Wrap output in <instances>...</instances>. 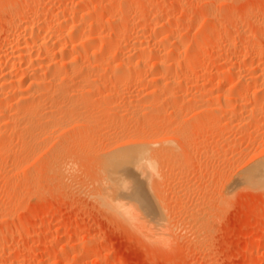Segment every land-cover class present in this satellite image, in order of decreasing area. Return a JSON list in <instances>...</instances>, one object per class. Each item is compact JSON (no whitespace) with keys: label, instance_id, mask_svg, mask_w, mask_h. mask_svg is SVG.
Wrapping results in <instances>:
<instances>
[{"label":"rangeland","instance_id":"rangeland-1","mask_svg":"<svg viewBox=\"0 0 264 264\" xmlns=\"http://www.w3.org/2000/svg\"><path fill=\"white\" fill-rule=\"evenodd\" d=\"M38 1H41L39 8L43 9H41V16L45 15L46 9H50L54 16L61 15L66 7V10L71 9L72 6L74 8L79 5V1L84 4L90 2L89 4L91 5L87 3L89 8L94 7L97 1L99 2V0H0V27L6 24V22L18 20L27 11V7L32 6L33 3H37ZM118 1L107 0V3H105H110L111 6V4L114 5ZM132 1L135 6L133 5L134 7L128 9L126 15L135 13L138 15L135 18L137 21L132 22L128 20L127 23L125 22L126 25L122 24L123 28H126L125 26L128 25L126 28L128 32L123 31L121 26L122 32L126 33L125 36L127 35L125 38H127L126 43L128 45L125 43L126 39L125 41L122 40L124 39L122 37L124 36L123 33L121 34L122 38L119 37L120 35L118 37L119 40L121 39V44L125 46V48L123 46V51L119 49V53H121L120 57L127 55L129 63L134 59H140V55H142L141 57L144 60L145 54L147 55L143 66L128 65V69H131L130 71L134 77L131 76L130 72L129 81L116 83L118 88L116 87L115 89H112L115 82L102 81L101 79L93 81L94 83L76 80L68 83L72 91L70 95L65 97L66 100L63 96L51 97L57 103L59 102L60 104L61 102L63 107L65 106L62 111L60 110L61 113L58 110L54 112L53 116L44 114L42 119L40 117L39 127H37L39 129L35 130L36 132L34 133L33 128H31L33 130L31 132L34 135L29 131L31 136L36 137H31V139H36L35 143L38 142V144L34 145V140H32L30 141L31 143L28 142L26 144L27 146L22 145L18 141V136H22L20 134L21 129L18 131L19 128L17 130L15 124V126L6 130V127L1 123L0 138L4 136L2 133H6L7 131L9 135L6 134L8 136L10 134L13 136L9 137V143L6 141L3 148V144L0 143V159H2L0 160V264H264V190L247 188L241 180L243 176H246L245 172L247 176L248 172L250 174L252 166H254L253 163L259 160L260 157H264V152H260L261 150L264 151L262 149V147L264 148V113L262 112L263 115L258 114L259 111L257 109V107L259 108L257 101L262 96L264 97V92L261 90L262 93L258 90V93L251 94L255 86L253 87L252 83L250 84V82L246 81L248 73L256 68V65L258 69L264 67V37L257 42L255 40V35H264V0ZM85 5L81 4L84 8ZM149 5L156 6L157 9L159 7V9L170 8L163 20L164 25L168 26H165L163 32L164 34L167 33L166 36L171 34L169 35L170 38L178 41L185 47L186 45L191 46V44L198 45L196 40L200 37L199 40L202 38L201 40L203 41L201 42L200 40L199 42L201 47L203 46L204 51H202L203 49L200 45L195 48L196 50L194 49L197 52L201 51L198 53L191 50L186 52L172 45L175 47L174 49L168 44L166 46L168 49L165 52L159 49V45L156 46L158 49L155 46L153 47L154 44H157L154 43L153 37H149L146 33L153 31L155 29L154 24H158L152 15L141 14L146 8H153ZM112 7L114 8V6ZM107 9L105 8L104 10ZM104 10H98V12L102 13L105 22L108 19L111 20L108 11H112V8L108 11ZM152 21H155V23ZM151 23L152 26L149 27ZM15 32L17 31L12 28L10 33ZM136 32L144 35L143 43L147 42L148 44H144L147 48L150 47L149 50L142 45L146 49L145 52L143 51L144 53L142 52L143 54L139 53V49L136 46L134 47L130 44L135 34H137ZM5 33V31H0V55L6 40ZM163 33L162 35L165 37ZM162 35H159L158 40L162 41L161 38H164ZM202 35L204 37H201ZM193 40L195 41L192 42ZM254 40L255 42H253ZM163 41L161 43L165 46ZM242 41L247 43L251 41L253 44L258 43L255 45H259L258 48L263 50H260V54L256 56L252 55L249 46L251 44L249 43L248 45ZM101 46L97 45V47L90 49L86 55L88 54V57L99 56L103 52L112 50L111 47L114 48L108 44ZM170 50L171 52L173 51L172 54H170ZM179 50L181 51L179 52ZM220 52L223 54L222 56ZM94 53L95 55H93ZM80 54L82 56L85 55L82 52ZM137 55L139 58H137ZM157 57H159L158 60L160 59V61L162 57L166 65L168 62L172 64L171 60L177 64L173 63L174 67L172 66L171 69L169 67H163L164 69L161 67L160 70L163 72L159 73L160 71L157 70V78L148 83V85L139 87V84H137L140 79L139 75L144 74L147 70L149 71L153 59H157ZM208 58L209 60L211 59L210 62L212 61L211 65H209ZM190 59L196 61L195 67L192 63L195 61ZM188 60L192 62L189 63ZM180 65L181 68L179 67ZM109 67L110 63L103 62L98 65V68L94 67L93 69L96 71L93 70L91 74L99 72L105 76H111ZM183 67H187L188 72L182 75L184 78L180 75V86L161 87L162 83L166 80L165 78L167 80L171 79V74L172 76H176L179 70L180 74ZM177 69L179 70L176 71ZM203 72L204 74H202ZM211 72L215 73L213 78L209 76L212 74ZM169 75L171 78H169ZM135 76H139V79ZM226 82H228L227 85ZM240 82H244L246 87L242 84L243 88L239 91L231 87L232 84ZM247 85L251 89H247ZM162 88H168L169 90H167L171 92ZM154 89H157V94L152 93L151 90ZM245 90L248 92L246 93ZM212 94L213 96L215 95L213 98H217V101L210 103L218 105L216 106L218 108L215 105L213 106L216 109L212 107V110L198 108L196 104L200 103L203 99L204 101L208 99L209 102V100H212ZM216 94L220 95V97H216ZM69 96L73 98L71 97L70 100ZM58 97H60V100H58ZM233 97H237L236 99L240 98L241 108H243V104H246V108H238L239 110L234 111L231 105H234L236 100ZM61 98L65 101L61 100ZM72 103L75 105H72ZM194 106H197V108ZM67 107H71L70 109L74 108L69 118L68 115L63 114L67 111L65 110ZM255 107L258 113H253V110L249 114L250 110ZM66 113H70V111ZM255 113L261 116L259 117L257 114L254 116ZM200 115L204 117L202 116L201 118ZM26 117H23V120ZM31 117H33V120H39L34 116ZM31 117L25 120L29 122ZM65 118L67 121L63 120ZM256 119L260 123V125L258 124L259 127H256L257 130L254 128L258 126L255 125L258 122L253 123ZM33 120L30 121L36 124L37 121ZM82 121L83 123L81 124ZM116 121L120 123L123 121L124 124V126H122V123L120 125H118L119 123L117 124V127H119L118 129L116 128V131L121 130L120 134H122H118L119 138L122 137L125 140V137L130 132L129 135L132 136L133 134L137 135L136 133H143L145 131L144 135L141 134L144 136L143 138L147 135L146 138H149V140L153 138L157 139L154 141L158 146L155 144L154 148L162 149L164 147L163 149L167 150L166 148L170 147L169 149L172 148V152H175V154L173 152V157L166 155L172 153L167 151L166 154L165 151H163L164 154L163 152L161 153V158L164 155V159L157 156L160 159L156 160L154 166L155 171H158L155 178L158 183L159 195L155 194V191L147 184V181H144L143 183L147 184L148 191L152 190V192L149 191L152 195L150 196L149 194V198L143 192V195L146 196L144 200L146 198L149 199H146L148 200H145L146 202L133 195L132 190L136 186L142 189L143 187L141 186L143 185L141 183L147 178L141 177L142 179H146L141 181V178H138L141 182L135 181L137 176L135 177L132 174L133 171H137V168L134 167L136 168L135 171L133 166L131 167L133 169L132 173L129 172V166L124 167L119 172V175L122 178L124 177L123 179L127 177L125 187L122 186L125 189L123 190L125 191L123 197L127 201L123 200L122 203L128 204L129 208H133L132 210L135 213L137 212L138 216H141L139 218L140 221L141 218L143 219L141 223L144 226L150 228L152 220L155 222L156 227L153 229L154 225L152 224L153 227L151 226V228L155 231L158 229L157 226H160L162 223L160 220L163 221V214L167 215V220L171 225L170 227L174 236V242L166 248H159L152 242L148 243L144 240L143 242L136 230L130 226L128 228V225L122 226L125 224L120 223L108 212H105L89 194V190L93 189L92 181L94 180L93 176L95 177L93 167H95L97 161L94 153H96V150H105L109 146L114 145V142H112L114 139H108L106 137L108 135L106 134L113 131L110 128H113ZM198 121H201L202 124ZM148 122L156 126H151ZM165 123L167 124V128ZM151 130L155 131L159 137H153L156 134L152 135ZM160 130L163 133H160ZM26 132L24 135H26ZM149 134L150 136L152 135V139H150ZM131 136H127L126 139L128 141L126 142L131 141ZM165 137H170L171 140L168 139V141H171V143L164 144L163 138ZM146 138L144 140L149 142ZM172 139L174 140L172 141ZM183 140L184 142H182ZM182 143H185L184 146ZM155 151L157 150L155 149ZM3 152L5 155H3ZM166 156L170 158L168 159ZM52 164H64L65 175L55 174L53 169H50ZM249 167L251 168L248 169ZM138 172L140 176L143 174L142 170H138ZM139 175L138 177H140ZM243 186L245 187L243 188ZM11 187L14 189L12 190ZM151 199H153V203H156L155 205L158 207L155 208L157 213L154 212L155 206H153V203L150 206L152 201L146 206ZM199 220L201 221L199 222ZM202 220L204 221L202 222ZM160 227L162 228V226Z\"/></svg>","mask_w":264,"mask_h":264},{"label":"bare ground","instance_id":"bare-ground-1","mask_svg":"<svg viewBox=\"0 0 264 264\" xmlns=\"http://www.w3.org/2000/svg\"><path fill=\"white\" fill-rule=\"evenodd\" d=\"M19 1V0H17ZM82 1H85V0H82ZM93 1V0H92ZM97 1V0H96ZM116 1V0H115ZM118 1V0H117ZM178 1V0H177ZM176 1V2H177ZM3 2V1H2ZM107 3V0H99V2L97 1V4L94 6V7H91L89 8L88 5H91L89 4L90 2H86L85 4L84 3H81L79 1V5L75 6L73 8V6L71 7V9L68 11L66 10L67 7L62 11L63 13L61 15H53V12H51L50 9H46V13L45 15L41 16V9L42 8H39L41 6V1H38L37 3H33L32 6H29L27 7V11L24 13V15H21V17L18 19V20H13L11 22H6V24H4L2 27H0V31L1 32H6V40L4 42V47L1 51V55H0V125L1 123L4 125V127H6L5 129L7 130L8 128L10 127H13L17 126V130L19 128L18 131H20L21 129V133L22 136H18V141L22 144V145H26L28 142L34 140V139H31V137H34L36 138L35 136H31V134L29 133V131L31 132V128H33L34 130V133L36 132L35 130L39 129L37 127H39L38 123H40V120L42 119V116L45 114V115H52L54 114V112H57L58 110L62 111L64 109L63 105H61V102L59 104V102L57 103L55 100H53L52 98L54 96H63L64 99L66 96L70 95V92L72 90H70V85H68V83L70 82H73L74 80L76 81H80V82H93V81H97L98 79H101L102 81H113L115 82L114 85L112 86V89H115L117 87V84L120 83V82H127L129 81V76H130V70L131 69H128V65H136L138 67L140 66H143V64H145L144 60L145 58L147 57V55L145 54V58L144 60L142 59V55H140V59H134L132 62L129 63L128 61V56L124 55L123 57H120L121 56V53L120 50L124 49L125 46L121 44V39L119 40V37H121L122 33L124 34V36H122L124 39H122L123 41H125V43L127 42V38H125V34L124 32H122L121 30V26L122 24L123 25H126V23L128 22V20L134 22V21H137L135 18L138 17V15H136L135 13H132V14H127L126 15V11L128 9H131V7H134L135 4L132 0H119L116 4H114V2H112L114 5L111 4L110 6V3L109 4H106ZM173 2V1H171ZM175 2V3H176ZM10 3V2H9ZM88 3V5H87ZM136 3V1H135ZM174 3V4H175ZM16 4V3H14ZM21 4V3H20ZM56 4V3H55ZM74 4V3H73ZM81 4L85 5V8L84 6H81ZM177 4V3H176ZM175 4V5H176ZM13 5V4H12ZM11 5V6H12ZM134 5V6H133ZM174 5V6H175ZM9 6V5H8ZM10 6V7H11ZM43 6V5H42ZM45 6V5H44ZM87 6V7H86ZM114 6V8L112 7ZM148 6V5H146ZM151 6V5H149ZM159 6V5H158ZM7 7V6H6ZM153 8H146V10H144L143 13L141 14H144V15H152L153 17H155V21L156 23L159 25H155L154 24V28L153 31H150V33H146L148 34L149 37H153L154 39V43H156L157 45H153V47L155 46H158L159 45V49L161 51H167V44L169 46H176L180 49H183L185 50L186 52H188L189 50L191 51H195L196 47L198 45H200V39L199 38L196 40L197 44L198 45H192L189 46V45H186L183 46L181 45V43H179L178 41H175L174 39L170 38L169 35L171 34H168V36H166V34H164V29H165V26H167L166 24L164 25L163 23V20H164V17L168 14V9H170L168 7L167 8H161V9H157L156 6H151ZM155 7V8H154ZM163 7V6H162ZM172 7V6H171ZM107 9V10H104V9ZM112 8V11L110 10ZM137 8V7H136ZM142 9V8H141ZM145 9V8H143ZM43 10V9H42ZM53 10V9H52ZM98 10L100 11H108V14L110 15L109 18L111 20H106V22L104 21L103 17H102V13L98 12ZM140 10V9H139ZM173 10V9H172ZM41 13V14H40ZM55 13V11H54ZM57 13V11H56ZM30 14V15H29ZM60 14V13H58ZM140 16V15H139ZM145 17V16H143ZM108 18V17H107ZM127 18V20H126ZM147 18V17H146ZM193 18V17H192ZM154 19V18H153ZM139 21V20H138ZM155 21L153 23H155ZM168 21V20H167ZM126 22V23H125ZM131 22V23H132ZM151 22V21H150ZM150 25V24H149ZM148 25V26H149ZM170 25V24H169ZM176 25V24H175ZM152 26V23L149 27ZM156 26V27H155ZM126 28L128 27L125 26ZM148 27V28H149ZM168 27V26H167ZM177 27V26H176ZM216 27V26H215ZM14 28L15 33H10L11 32V29ZM123 28V26H122ZM126 28H123V31H127L128 29ZM153 28V27H152ZM170 28V27H169ZM212 28V27H211ZM126 29V30H124ZM144 29V28H143ZM150 29V28H149ZM168 29V28H166ZM210 29V28H208ZM213 29V28H212ZM215 29V28H214ZM132 30V29H131ZM172 30V28H171ZM175 30V29H174ZM206 30V28H205ZM204 30V31H205ZM216 30V29H215ZM166 32H168L167 30H165ZM202 31V30H201ZM203 33H207V31H205ZM13 32V31H12ZM121 32V33H120ZM128 32V31H127ZM140 32V31H138ZM172 32V31H171ZM178 32V30H177ZM215 32V31H214ZM117 33V34H116ZM119 33V34H118ZM137 33V32H136ZM142 33V32H141ZM162 33L165 35V37L162 35ZM212 33V32H211ZM128 34V33H127ZM130 34V33H129ZM145 34V33H144ZM175 34V33H174ZM178 34V33H177ZM120 35V36H119ZM159 35H162V37L164 38H161L162 41H163V44L165 46L162 45V41L158 40V38L160 37ZM179 35V34H178ZM201 35V34H199ZM207 35V34H206ZM119 36V37H118ZM146 36V35H145ZM208 36V35H207ZM206 36V37H207ZM121 37V38H122ZM172 37V36H171ZM174 37V36H173ZM201 37H204V35H202ZM255 40L256 42L262 37H264L263 34H260V35H255ZM4 38V37H3ZM175 38V37H174ZM144 39V35L143 34H135V36L133 37V40L131 41L130 44H132V46H136L139 50V53L141 52H145L146 49H149L146 47V43L144 44L143 43V40ZM152 39V40H153ZM157 39V40H156ZM255 40L253 42H255ZM146 41V40H145ZM159 43H157V42ZM180 41V40H179ZM195 40H193L192 42H194ZM203 40H201L202 42ZM246 41V40H245ZM245 41H242V42H245ZM153 42V41H152ZM166 44H165V43ZM182 42V41H181ZM199 42V43H198ZM234 42V41H233ZM251 45H249V43L245 42V44L247 43L251 50V53L252 55L254 54L255 56L260 54V50H263V49H260L258 48V46H256L255 44H258V43H255L253 44L251 41H248ZM143 43V44H142ZM204 43H206L204 41ZM202 43V44H204ZM111 45L113 46L114 48L111 47L112 50H108L107 52H103L101 54L96 55V56H87L86 53L87 51H89L90 49L92 48H95L98 46H104V45ZM127 44V43H126ZM125 44V45H126ZM148 44V43H147ZM152 44V43H151ZM244 44V43H243ZM242 44V45H243ZM128 45V44H127ZM146 48H143V46ZM233 45V44H231ZM261 45V44H260ZM101 46V47H102ZM124 46V48H123ZM131 46V45H130ZM163 46V47H161ZM172 46V47H173ZM248 46V47H249ZM128 47V46H127ZM201 47V45H200ZM244 47V46H243ZM247 47V46H246ZM100 48V47H99ZM136 48V50H137ZM157 48V47H156ZM175 49V47H173ZM191 48V49H190ZM193 48V49H192ZM204 51V48L203 46L201 47ZM209 48V47H208ZM102 49V48H101ZM108 49V48H107ZM120 49V50H119ZM135 49V48H133ZM158 49V48H157ZM172 49V48H171ZM173 49V50H174ZM195 49V50H194ZM199 49V48H198ZM197 49V50H198ZM105 50V49H103ZM135 50V51H136ZM141 50V51H140ZM150 50V49H149ZM159 50V51H160ZM177 50V49H176ZM222 50V49H221ZM228 50V49H227ZM248 50V51H250ZM123 51V50H122ZM175 51V50H174ZM181 50H179L180 52ZM75 52L79 53V54H76ZM85 53L84 56H82L80 53ZM109 52V53H108ZM143 52V53H144ZM147 52V51H146ZM171 52V50H170ZM176 52V51H175ZM185 52V53H186ZM197 52V51H195ZM198 52H201V51H198ZM197 52V53H198ZM217 52V51H216ZM224 52V51H223ZM222 52V53H223ZM119 53V54H118ZM142 53V54H143ZM159 53V52H157ZM162 53V52H161ZM160 53V54H161ZM173 51L170 53L172 54ZM184 53V52H183ZM190 53V52H189ZM191 53H194V52H191ZM227 53V52H225ZM138 54V53H137ZM169 54V53H168ZM207 54V53H206ZM219 54V53H217ZM216 54V55H217ZM221 54V52H220ZM95 55V53L93 54ZM136 55V54H135ZM158 55V54H157ZM162 55V54H161ZM223 54H221L222 56ZM155 56V55H154ZM166 56V55H165ZM198 56V55H196ZM202 56V55H201ZM138 55H137V58H139ZM151 57V56H150ZM169 57V56H168ZM175 58V56H173ZM254 57V56H253ZM156 58V56H155ZM159 57H157V59H153V62L151 63V67L152 68L150 70L149 68V71L147 72H144V74H141L139 76H135L137 77V79H139V82L137 84H139V87H144L146 85H148V83H151L155 78H157L158 75H156V71L159 70L161 72H163L162 70H160V68L162 67H169L171 69V67L173 66L172 64L175 63L174 61L171 60V63L168 62L167 65L164 61V59L162 60V57H161V61L160 59L158 60ZM164 58V57H163ZM218 58V57H217ZM147 59V58H146ZM170 59V58H168ZM178 59V58H177ZM150 60V59H149ZM148 60V62H149ZM152 60V59H151ZM174 60V59H173ZM190 60H194V59H190ZM189 61V63H191L192 61ZM202 60V59H201ZM209 60V58L207 59ZM211 60V59H210ZM209 60V65L212 64V61L210 62ZM170 61V60H169ZM187 61V63H188ZM195 61V60H194ZM253 61V60H251ZM103 62H108L110 63V71H111V76H105L103 75V73H96L93 75L91 74L94 67L98 68V65L103 63ZM147 62V61H146ZM200 62V61H199ZM214 62V61H213ZM193 65L196 64V61L195 62H192ZM202 63V62H201ZM107 64V63H106ZM177 64V63H175ZM174 64V65H175ZM198 64V63H197ZM103 65V64H102ZM207 65V64H206ZM245 65V64H244ZM264 65V64H263ZM176 66V65H175ZM185 66V65H183ZM189 67H191L190 65H188ZM196 65H194L195 67ZM198 66V65H197ZM213 66V65H212ZM253 66V65H252ZM135 67V66H133ZM174 67V66H173ZM181 68V65L179 66ZM251 67V66H250ZM255 67V66H254ZM259 67V66H258ZM169 68H167L168 70H170ZM176 68V67H175ZM184 68V69H183ZM181 69V72L179 74V69H177L176 71H178V74L176 76H172L171 74V77L169 75V80H167V78H165V82L162 83L161 87H172V86H180V75H185L187 74L188 72V68L187 67H183ZM192 68V67H191ZM190 68V69H191ZM164 69V68H163ZM189 69V70H190ZM202 69V68H201ZM207 69V68H206ZM193 70V69H191ZM190 70V71H191ZM211 70V69H210ZM232 70V69H231ZM236 70V69H235ZM248 70V69H247ZM91 71V72H90ZM96 71V70H95ZM109 71V72H110ZM140 71V70H139ZM174 71V70H173ZM141 72V71H140ZM158 72V71H157ZM172 73V71H170ZM222 72V71H221ZM238 72V71H237ZM138 73V72H136ZM135 73V74H136ZM143 73V72H142ZM205 73H210V72H205ZM212 73V72H211ZM225 73V72H224ZM230 73V72H228ZM236 73V71H235ZM132 74V72H131ZM139 74V73H138ZM158 74V73H157ZM163 74V73H162ZM170 74V73H169ZM174 74V73H173ZM204 74V72L202 73ZM215 74V73H214ZM213 73L210 74L209 76L211 78H213ZM220 74V73H219ZM223 74V73H221ZM238 74V73H237ZM107 75V73H106ZM161 76V74H159ZM164 75V74H163ZM132 77L133 74L131 75ZM156 76V77H155ZM208 76V74H207ZM221 76V75H220ZM242 76H244L242 74ZM139 77V78H138ZM166 77V76H165ZM168 77V76H167ZM183 77V76H182ZM205 77V75H204ZM245 77V76H244ZM160 78V77H159ZM184 78V77H183ZM209 78V77H208ZM188 79V78H187ZM241 79V78H240ZM191 80V79H190ZM216 80V79H215ZM163 81V79H162ZM226 81V80H225ZM243 81V80H242ZM246 81L250 82L251 85H253V87L255 86V88H257L254 91H252L251 94L253 93H258V90H262L264 92V67H262L261 69H258L257 68V65H256V68H254L252 71H250L248 73V76H247V79ZM79 82V83H80ZM100 82V81H98ZM108 82V83H109ZM194 82V81H193ZM216 82V81H215ZM219 82V81H218ZM237 82V81H236ZM245 82V81H244ZM235 83L233 86L231 85V87L235 90V89H238L237 91L241 90L243 87V85L245 83ZM94 83V82H93ZM117 83V84H116ZM192 83V82H191ZM221 83V82H220ZM228 82H226V85H227ZM243 84V85H242ZM76 85V83H75ZM112 85V84H111ZM91 86V85H90ZM183 86V85H181ZM185 86V85H184ZM193 86V84H192ZM245 86V85H244ZM247 89H251L249 88V85H247ZM79 87V86H78ZM138 87V86H137ZM222 87V86H221ZM227 87H230V86H227ZM246 87V86H245ZM80 88V87H79ZM85 88V86H84ZM83 88V89H84ZM95 88V87H94ZM111 88V87H110ZM118 88V87H117ZM230 88V89H232ZM89 89V88H88ZM91 89V88H90ZM161 89V88H160ZM162 89H165V88H162ZM168 88H166L165 90H167ZM75 90V89H74ZM169 90V89H168ZM167 90V91H168ZM220 90V89H219ZM229 90V89H228ZM90 91V90H89ZM152 93H156L157 94V89H154V90H151ZM175 91V90H174ZM243 91V90H242ZM246 91V90H245ZM261 91V92H262ZM82 92V90H81ZM168 92H171V91H168ZM186 92V91H185ZM219 92V91H218ZM244 92V91H243ZM248 91H246L247 93ZM261 92H260V95H261ZM262 92V93H263ZM86 93V92H85ZM132 93V92H131ZM151 93V92H150ZM238 93V92H236ZM235 93V94H236ZM73 94V93H71ZM97 94V93H96ZM111 94V93H110ZM225 94V93H224ZM239 94H241L239 92ZM74 95V94H73ZM84 95V94H83ZM155 95V94H154ZM217 95V94H216ZM223 95V94H222ZM232 95V94H231ZM264 95V94H263ZM180 96V95H179ZM215 96V95H214ZM213 94L211 96V99L212 100H209L208 102V99L206 101H204V99L202 101H200V103H197L196 105L199 107H201L202 109H206V110H212L213 108H215L216 106L218 105H215V104H211L212 101L216 102L217 101V98H213L214 97ZM239 96V95H238ZM257 96V95H256ZM52 97V98H51ZM70 97V100H71V97L72 96H69ZM107 97V96H106ZM149 97V96H148ZM216 97H220V95L216 96ZM240 97V96H239ZM259 97V96H258ZM73 98V97H72ZM84 98V97H83ZM234 98V97H233ZM237 97L234 98V100H236V102H234L233 104L234 105H231L233 106L232 109H234V111H237L238 108L240 109H243V108H246L245 105L243 104V108H241V102H239V99H236ZM64 99L61 98V100L65 101ZM68 99V97H67ZM210 99V98H209ZM215 99V100H213ZM259 99V98H257ZM263 99V100H261ZM259 99L258 102V105H259V108L257 107L259 113L255 110V108H252L250 110V113L253 111L254 112H257L258 114H262L264 113V97L262 96V98ZM58 100H60V97H58ZM95 100V99H94ZM228 100V99H227ZM232 100V99H231ZM242 100V99H241ZM240 100V101H241ZM252 100V99H251ZM62 101V103H63ZM73 101V100H72ZM84 101V100H83ZM219 101V100H218ZM92 102V101H91ZM97 102V100H96ZM155 102V101H154ZM153 102V103H154ZM208 102V103H207ZM211 102V103H210ZM221 102V101H220ZM232 102V101H231ZM243 102V101H242ZM65 103V102H64ZM195 103V102H194ZM210 103V105H209ZM218 103V102H217ZM71 104V103H70ZM74 103H72L73 105ZM146 104V103H145ZM219 104V103H218ZM257 104V103H255ZM67 105V103H66ZM75 105V104H74ZM99 105V104H98ZM153 105V104H152ZM215 105V107L213 106ZM69 106V105H68ZM77 106V105H76ZM197 106H194L197 108ZM222 106V105H221ZM74 107V106H73ZM79 107V106H78ZM86 107V106H84ZM91 107V106H90ZM170 107V106H169ZM213 107V108H212ZM220 107V106H219ZM226 107V105H225ZM229 107V106H228ZM254 107V106H253ZM71 107H67L65 110H67L66 112L70 111V113H63L64 115H68V118L69 116L71 117V112L73 111L72 109H76V107L70 109ZM142 108V107H141ZM159 108V107H158ZM176 108V107H175ZM174 108V109H175ZM218 108V107H216ZM215 108V109H216ZM230 108V107H229ZM82 109V108H81ZM91 109V108H90ZM115 109V108H114ZM163 109V108H162ZM161 109V110H162ZM179 109V108H178ZM201 109V110H202ZM226 110V108H224ZM236 109V110H235ZM86 110V109H85ZM160 110V109H159ZM196 110V109H195ZM239 110V109H238ZM246 110V109H244ZM249 110V109H248ZM60 111V113H61ZM78 111V110H77ZM117 111V110H115ZM136 111V109H135ZM155 111V110H154ZM233 111V112H234ZM81 112V111H80ZM113 112V111H112ZM151 112V111H150ZM248 112V111H246ZM261 112V113H260ZM263 112V113H262ZM90 113V112H89ZM254 116H256V114ZM31 116H34L36 117L37 119L39 120H36L34 119L36 122V124H34V122H31L30 120H33ZM33 114V115H32ZM79 114V113H78ZM124 114V113H123ZM168 114V113H167ZM240 114V113H239ZM238 114V116H239ZM257 114V115H258ZM56 115V114H55ZM122 115V114H121ZM236 115V114H235ZM253 115V114H252ZM26 116H30L31 119H29V122L26 121L28 118L30 117H26ZM100 116V115H99ZM203 116V115H202ZM202 116L200 115V117L202 118ZM216 116V115H214ZM259 116V115H258ZM261 116V115H260ZM259 116V117H260ZM264 116V115H263ZM23 117H26L24 120H23ZM41 117V119H40ZM47 117V116H46ZM57 117V116H56ZM62 117V116H61ZM65 117V116H64ZM63 117V118H64ZM83 117V116H82ZM123 117V116H121ZM176 117V116H175ZM204 117V116H203ZM251 117V115H250ZM253 117V116H252ZM21 118V119H20ZM67 118V117H66ZM63 119V120H66L67 119ZM88 118V117H87ZM235 118V117H234ZM242 118V117H241ZM257 118V117H255ZM254 118V120H255ZM18 119V120H16ZM59 119V118H58ZM73 119V118H72ZM121 119V118H120ZM123 119V118H122ZM130 119V118H129ZM150 119V118H149ZM205 119V118H204ZM218 119V118H217ZM258 119V118H257ZM256 119L255 122L253 123H256L258 122V120ZM263 119V117H262ZM261 119V120H262ZM33 120V121H34ZM47 120V119H46ZM62 120V119H61ZM69 120V119H68ZM153 120V119H152ZM167 120V118H166ZM233 121V119H231ZM39 121V122H38ZM59 121V120H58ZM121 121V120H119ZM124 121V120H123ZM123 121L121 122L123 124ZM207 121V120H205ZM215 121V120H214ZM253 121V120H252ZM50 122V121H49ZM125 122V121H124ZM131 122V121H130ZM147 122V121H146ZM154 122V121H153ZM167 122V121H166ZM200 124L201 121H198ZM203 122V121H202ZM59 123V122H58ZM64 123V122H63ZM73 123V122H72ZM83 123V121L81 122V124ZM85 123V121H84ZM98 123V122H97ZM109 123V122H108ZM119 123V124H118ZM120 122L116 121V123H114L113 125V128H110V129H113V131L110 132L109 134H106L108 136V139L110 140H113L112 142H114V145L113 146H109L108 148H106L105 150H100V151H97L96 150V153H94V157L96 158V164H95V167H93L94 169V174H95V177L93 176L94 180L92 181V184H93V189L89 190V194L91 195V197L95 200V202L101 206L105 212H108L112 217H114L117 221H119L120 223L122 224H125V225H122V226H126L128 225V228H132L134 230L137 231V233H139V235L141 236L142 238V241L144 240L145 242L147 241L148 243H154L156 244L157 247L159 248H166L168 246L171 245L173 241V234H172V230H171V225L169 223V221L167 220V215L166 214H163V221L160 220L162 228L160 226H157L158 229H162V230H152L151 226L153 227V229L156 227L155 225V222H153L151 220L150 222V228L144 226L141 221L143 220L141 218V221H140V218L141 217L140 215L138 216V214H136L134 212V210H132L131 208L128 207V204L125 205L124 203H122V201L124 200V197H123V194H125V189L122 188V186L125 187V180H127L125 177V179H123L121 177V175H119V172L124 168V167H127L129 166V172L132 173L133 169L136 171V168H137V171L134 172L133 171V174L132 175H135V177L137 176V178L135 179V181L138 180V178H141V177H146V178H143V179H146V180H143L142 178L140 179L142 181V185L141 187H143L142 189L138 186L135 187L133 191V195H135L136 197H138L139 199H142L144 200V196L143 195V192H145V195H148L147 197L149 198V194L150 196L153 191H155V194L157 193V195H159V190H158V183L156 182L157 179L155 178L157 176L156 172L158 171H155V162L157 159H160L161 158V153L163 151H165V154L167 152H172V148L169 149V148H166L167 150L165 149H157L156 147L154 148L155 146V141L154 140H157V139H154L153 137H159L156 132L152 131L151 130V134L154 135V133L156 134L155 136L152 137V135L150 136V139L152 140H149V138H146L147 135L145 136L146 139L149 140V142L145 141L143 138L144 136V132H140V133H136L137 135H129L128 132H129V129H128V132H127V136H131V141L129 139L130 142H126L128 141L126 138L127 136L125 137V140L124 138H119L120 136L119 135H122L120 134V131L121 130H117L116 131V128L118 129L117 127V124L120 125L121 124ZM129 123V122H128ZM149 125L151 124L150 122H148ZM169 123V122H168ZM206 123V122H205ZM243 123V122H242ZM34 124V125H33ZM44 124H47V123H44ZM68 124V123H67ZM146 124V123H144ZM170 124V123H169ZM177 124V123H176ZM174 124V125H176ZM199 124V125H200ZM212 124V123H211ZM260 125V123L258 122L257 124L255 125ZM36 125V126H35ZM41 125V124H40ZM64 125V124H63ZM130 125V124H129ZM155 125V124H153ZM151 124V126H153ZM166 125V128H167V124L165 123ZM239 125V124H238ZM242 125V124H241ZM254 125V126H255ZM258 126H255L254 129L257 130L256 127H259ZM36 129H34L35 127ZM48 126V125H46ZM45 126V127H46ZM65 126V125H64ZM103 126V125H102ZM124 126V124L122 125ZM126 126V125H125ZM156 126V125H155ZM178 126V125H177ZM180 126H181V123H180ZM179 126V127H180ZM3 127V128H4ZM41 127V126H40ZM74 127V126H73ZM82 127V126H81ZM86 127V125H85ZM146 127V126H145ZM163 127V126H162ZM212 127V125H211ZM15 128V127H14ZM49 128V127H48ZM46 128V129H48ZM98 128V127H97ZM126 128V127H125ZM124 128V129H125ZM130 128V127H129ZM151 128V127H150ZM149 128V129H150ZM157 128V127H156ZM159 128V127H158ZM165 128V127H163ZM171 128V127H169ZM137 129V128H136ZM152 129V128H151ZM177 129H180V128H177ZM259 129V128H258ZM1 130V129H0ZM27 130L28 132V135H27V132H26V135L25 132ZM32 130V131H33ZM49 130V129H48ZM65 130V129H64ZM139 130V129H138ZM142 130V129H141ZM164 130V129H163ZM173 130H174V127H173ZM254 130V131H256ZM4 131V130H2ZM13 131V130H12ZM131 131V130H130ZM147 131V130H146ZM150 131V130H149ZM161 131V130H160ZM24 132V133H22ZM56 132V131H55ZM100 132V131H99ZM148 132V131H147ZM8 134V131L6 132ZM6 133H2L4 134V136H2V138H0V143L3 144L2 148L5 146L4 143H6V141H8L9 137L12 135L10 134V136H8ZM33 133V132H31ZM34 133L32 135H34ZM51 133V132H50ZM54 133V131H53ZM60 133V132H59ZM58 133V134H59ZM79 133V132H78ZM135 133V132H134ZM150 133V132H149ZM160 133H163L162 131ZM170 133V132H169ZM183 133V132H182ZM245 133V131H244ZM249 133V132H248ZM257 133V132H256ZM7 136H6V135ZM41 134V133H40ZM119 134V135H118ZM143 134V135H141ZM174 134V133H173ZM54 135V134H53ZM99 135V134H98ZM103 135V134H102ZM111 135V136H110ZM163 135V134H162ZM242 135V133H241ZM13 136V135H12ZM16 136V135H15ZM38 136V135H37ZM148 136V137H149ZM181 136V135H179ZM185 136V135H183ZM262 136V135H261ZM50 137V136H49ZM56 137V136H55ZM89 137V136H88ZM152 137V138H151ZM176 137V136H175ZM186 137V136H185ZM39 138V136H38ZM42 138V136H41ZM82 138V137H81ZM95 138V137H94ZM62 139V137H61ZM89 139V138H88ZM87 139V140H88ZM107 139V140H108ZM161 139V138H160ZM164 141L161 139V141H163L164 144H169L171 143V141H168L171 140L170 137H165L163 138ZM16 140V139H15ZM174 139H172L173 141ZM176 140V139H175ZM179 140V139H178ZM181 140V139H180ZM186 140V138H185ZM193 140V139H192ZM10 141V140H9ZM8 141V143H9ZM12 141V140H11ZM35 141H37L36 139L34 140V145L35 144H38L35 143ZM85 141V140H83ZM15 142V141H14ZM111 142V143H112ZM178 142V141H177ZM184 142V140L182 141ZM188 142V141H186ZM190 142V141H189ZM31 143V142H30ZM29 143V144H30ZM109 143V142H108ZM181 143V142H180ZM183 144V143H182ZM185 144V143H184ZM183 144V146H184ZM11 145V144H9ZM110 145V144H109ZM112 145V144H111ZM157 145V144H156ZM27 146V145H26ZM79 146V145H78ZM158 146V145H157ZM165 146V145H164ZM261 146V145H260ZM167 147V146H166ZM1 148V147H0ZM49 148V147H48ZM66 148V147H65ZM154 148V149H153ZM174 148V147H173ZM261 148V147H259ZM24 149V148H22ZM155 149L157 151H155ZM262 149H264L262 147ZM4 150V149H3ZM159 150V151H158ZM39 151V150H38ZM167 151V152H166ZM251 151V150H250ZM257 151H259L257 149ZM30 152V151H29ZM174 152V151H173ZM173 152L170 154H166V155H171V157H173ZM260 152H264V151H260ZM0 153H1V149H0ZM8 153V152H7ZM251 153V152H250ZM257 153V152H256ZM27 154V153H26ZM25 154V155H26ZM164 154V152H163ZM162 154V155H163ZM178 154V153H177ZM3 155L4 152H3ZM10 155V154H9ZM8 155V156H9ZM246 155V153H245ZM244 155V156H245ZM251 155V154H250ZM31 156V155H30ZM157 156H159L160 158H157ZM261 156V155H260ZM264 156V154H263ZM5 157V156H4ZM26 157V156H25ZM67 157V156H66ZM163 157H165L163 155ZM161 158V159H164V158ZM167 157V156H166ZM1 158V157H0ZM51 158V157H50ZM56 158V157H55ZM168 159L170 157H167ZM245 158V157H244ZM259 158V157H258ZM94 159V158H93ZM2 160V159H0ZM56 163V162H55ZM252 163V162H251ZM48 164V163H47ZM62 164V162H61ZM61 164H52L50 166V169H53L54 173L55 174H63L65 175L64 173H66V171L64 172L65 168H64V164L61 165ZM241 164V163H240ZM254 166H252V170L249 174L248 172V176H247V173L245 172L246 176L244 177L243 176L241 178L242 180V183L248 188H254L255 189H258V190H264V157H260L259 160H256L255 163H253ZM47 166V165H46ZM133 166V169H131V167ZM251 166V165H250ZM136 167V168H134ZM251 167H249L248 169H250ZM127 170V169H126ZM131 170V171H130ZM138 170H142V173L146 176H144L143 174L140 176ZM138 172V173H137ZM161 172V171H160ZM159 172V173H160ZM127 173V171H126ZM130 173V174H131ZM135 173V174H134ZM158 173V174H159ZM162 173V172H161ZM93 174V175H94ZM121 174V173H120ZM129 174V173H127ZM223 174V173H222ZM124 175V174H123ZM138 175L140 177H138ZM160 175V174H159ZM58 177V176H57ZM62 177V176H61ZM131 178V177H130ZM134 178V177H133ZM240 179V178H239ZM138 180V181H140ZM9 181V180H8ZM129 181V180H128ZM140 181V182H141ZM144 181H147L152 190H149L147 189V184H144L143 182ZM137 183V182H136ZM157 183V184H156ZM140 184V183H139ZM12 185V184H11ZM240 185V184H239ZM243 186V188L245 187ZM145 187V188H144ZM10 188V187H9ZM128 189V187H126ZM148 188H150L148 186ZM12 189V187H11ZM14 189V188H13ZM12 189V190H13ZM246 189V188H245ZM11 190V191H12ZM147 190V191H146ZM88 191V190H87ZM129 192V191H128ZM148 192V194H146ZM85 193H87L85 191ZM127 194V193H126ZM226 195V194H225ZM130 197V196H129ZM128 197V198H129ZM224 197V196H223ZM146 198V199H148ZM151 198V197H150ZM153 198V197H152ZM218 198V197H217ZM125 199H127L125 197ZM130 199V198H129ZM145 199V200H146ZM148 201V200H146ZM153 199H151L149 201V203L146 204V206H148V204H150V202L152 201ZM125 202L127 200H124ZM156 201V200H155ZM130 202V201H128ZM131 203V202H130ZM129 203V204H130ZM153 201L151 202L150 206L152 205ZM156 203H153V206L154 209L157 207V205H155ZM131 205V204H130ZM129 205V206H130ZM153 208V207H152ZM158 208V207H157ZM164 208V207H163ZM168 210V209H167ZM136 211V210H135ZM157 210L155 209L154 212H156ZM153 212V213H154ZM161 212V211H160ZM141 213V212H139ZM149 213H150V210H149ZM157 213V212H156ZM143 214V213H142ZM141 214V215H142ZM155 214V213H154ZM193 215V214H192ZM144 216H147V215H144ZM208 217V216H207ZM144 218V217H143ZM156 219V218H155ZM201 219V218H200ZM158 220V219H157ZM147 221V223H149ZM201 220H199L200 222ZM204 220H202L203 222ZM118 222V223H119ZM159 222V223H160ZM201 222V223H202ZM145 224V223H144ZM153 224V225H152ZM130 226V227H129ZM148 226V225H147ZM200 229V228H199ZM72 231V230H71ZM69 232V230H68ZM139 236V237H140ZM140 239V238H139ZM141 240V239H140ZM143 241V242H144Z\"/></svg>","mask_w":264,"mask_h":264}]
</instances>
